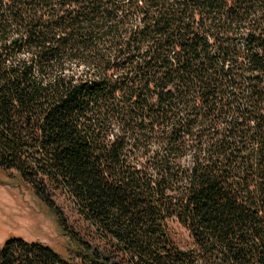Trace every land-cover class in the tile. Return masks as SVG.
<instances>
[{"label":"trees","instance_id":"obj_1","mask_svg":"<svg viewBox=\"0 0 264 264\" xmlns=\"http://www.w3.org/2000/svg\"><path fill=\"white\" fill-rule=\"evenodd\" d=\"M0 169L80 249L0 264H264V0H0Z\"/></svg>","mask_w":264,"mask_h":264},{"label":"rangeland","instance_id":"obj_2","mask_svg":"<svg viewBox=\"0 0 264 264\" xmlns=\"http://www.w3.org/2000/svg\"><path fill=\"white\" fill-rule=\"evenodd\" d=\"M56 201L66 217L65 228L77 232L85 241L101 245L90 226L72 209L69 202ZM172 237L183 250L193 247L189 233L170 223ZM11 239L41 243L67 260L79 262V247L67 235L56 215L50 211L14 172L0 169V244Z\"/></svg>","mask_w":264,"mask_h":264}]
</instances>
